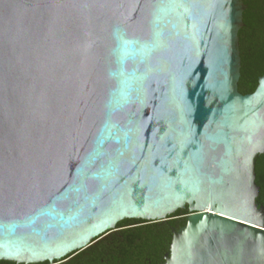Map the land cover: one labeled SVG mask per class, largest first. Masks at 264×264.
Here are the masks:
<instances>
[{"label":"water","instance_id":"obj_1","mask_svg":"<svg viewBox=\"0 0 264 264\" xmlns=\"http://www.w3.org/2000/svg\"><path fill=\"white\" fill-rule=\"evenodd\" d=\"M243 0H0V261H60L124 219L161 264H264V75Z\"/></svg>","mask_w":264,"mask_h":264},{"label":"trees","instance_id":"obj_2","mask_svg":"<svg viewBox=\"0 0 264 264\" xmlns=\"http://www.w3.org/2000/svg\"><path fill=\"white\" fill-rule=\"evenodd\" d=\"M247 6L239 32L241 76L238 89L242 94L255 91L264 75V0H243ZM259 194L256 202L264 208V153L255 164ZM189 210L179 209L167 221L124 219L87 248L72 253L53 264H161L172 242L170 226L177 230L186 224ZM0 264H23L1 260ZM36 264H52L49 262Z\"/></svg>","mask_w":264,"mask_h":264},{"label":"flooded vegetation","instance_id":"obj_3","mask_svg":"<svg viewBox=\"0 0 264 264\" xmlns=\"http://www.w3.org/2000/svg\"><path fill=\"white\" fill-rule=\"evenodd\" d=\"M63 264H66V263L63 262Z\"/></svg>","mask_w":264,"mask_h":264}]
</instances>
